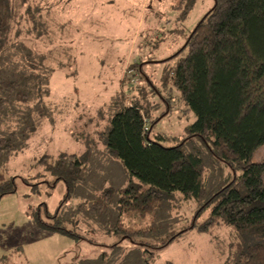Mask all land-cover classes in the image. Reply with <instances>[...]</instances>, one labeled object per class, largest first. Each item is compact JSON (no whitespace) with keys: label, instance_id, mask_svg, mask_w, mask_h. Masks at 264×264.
Instances as JSON below:
<instances>
[{"label":"trees","instance_id":"trees-1","mask_svg":"<svg viewBox=\"0 0 264 264\" xmlns=\"http://www.w3.org/2000/svg\"><path fill=\"white\" fill-rule=\"evenodd\" d=\"M28 1L0 0V169L17 138H25L34 127L22 118L25 110L33 109L29 101L40 86L37 81L44 78L37 71L30 39L21 36L25 16L31 17L32 24L25 28V32L31 31L27 35L36 32L40 36L35 9L36 15L42 9L25 8ZM195 1L176 0L180 21L187 18ZM181 46L171 58L161 60L166 65L160 82L168 92L177 90L185 110L195 115L185 137L168 146L160 141L166 139L164 135L150 137L158 117L149 120L139 98L144 88L138 82L132 85L135 96L120 91L110 105L114 113L105 135L106 146L138 182L107 187L91 202H79L75 211L103 222L105 233L114 237L110 244H98L61 224L62 203L82 179L90 154L61 153L50 164L47 155L39 159L66 186L60 206L51 215L55 222L41 221L40 225L100 247L92 257L76 251L58 264H151L158 249L192 228L228 227L237 235L264 236V162L251 161L252 154L264 145V0H213L187 31ZM140 63L142 60L134 62V71ZM142 77L152 84L150 91L160 95L149 76ZM163 98L170 110L169 97ZM200 147L230 171L221 179L213 174L208 180ZM14 189L15 176L6 177L0 171V197ZM190 200L197 206L188 224L157 236L165 221L171 222L175 202ZM134 216L148 220L144 225L131 224ZM150 238L160 243L152 244ZM229 248L227 264H264V239L244 238Z\"/></svg>","mask_w":264,"mask_h":264},{"label":"rangeland","instance_id":"rangeland-1","mask_svg":"<svg viewBox=\"0 0 264 264\" xmlns=\"http://www.w3.org/2000/svg\"><path fill=\"white\" fill-rule=\"evenodd\" d=\"M33 1L25 8L42 9L40 15L35 9L40 36L25 32L32 27L30 16L21 19L25 26L21 36L30 39L37 71L44 78L37 81L40 86L29 101L33 109L25 110L22 118L33 123V129L25 138H17L16 146L1 160L0 171L6 177L15 176V189L0 197V264H58L76 251L92 257L100 249L76 235L40 225L41 221L55 222L51 215L66 193L65 183L55 180L47 163L39 161L43 155L50 164L61 153L90 154L82 179L62 203L61 224L98 244L114 240L105 233L103 222H95L84 212L75 214L79 202H91L107 187L123 188L138 182L106 146L105 135L114 113L110 105L120 91L135 96L132 85L139 84L144 88L139 98L149 120L158 117L150 137L164 135L166 139L160 141L167 146L185 137L195 115L185 110L177 90L168 92L161 85L166 65L161 60L177 53L187 31L213 3L196 0L187 18L180 21L176 0H36V5ZM136 60L142 63L134 71ZM142 74L149 76L160 95L169 97L170 110L163 96L150 91L152 84ZM199 149L208 180L213 174L221 179L230 171L223 162L212 160L203 147ZM251 161L264 162V145L252 154ZM184 202H175L171 222L165 221L157 236L188 224L197 204ZM147 220L134 216L130 223L144 225ZM157 238H150V243L159 244ZM244 238L263 240L264 236L245 237L228 227L188 229L158 249L151 264H227L229 247Z\"/></svg>","mask_w":264,"mask_h":264}]
</instances>
